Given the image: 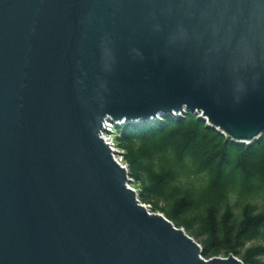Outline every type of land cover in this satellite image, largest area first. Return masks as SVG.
Here are the masks:
<instances>
[{
	"label": "water",
	"instance_id": "95a60500",
	"mask_svg": "<svg viewBox=\"0 0 264 264\" xmlns=\"http://www.w3.org/2000/svg\"><path fill=\"white\" fill-rule=\"evenodd\" d=\"M188 111L264 136V0H0V264H243L127 189L104 121Z\"/></svg>",
	"mask_w": 264,
	"mask_h": 264
},
{
	"label": "trees",
	"instance_id": "16d2710c",
	"mask_svg": "<svg viewBox=\"0 0 264 264\" xmlns=\"http://www.w3.org/2000/svg\"><path fill=\"white\" fill-rule=\"evenodd\" d=\"M116 143L141 201L199 241L206 259L264 264V136L234 144L188 114L123 127Z\"/></svg>",
	"mask_w": 264,
	"mask_h": 264
},
{
	"label": "rangeland",
	"instance_id": "374dc122",
	"mask_svg": "<svg viewBox=\"0 0 264 264\" xmlns=\"http://www.w3.org/2000/svg\"><path fill=\"white\" fill-rule=\"evenodd\" d=\"M111 136L113 137V135L111 134ZM113 139V138H112ZM116 143V142H115ZM120 151H121V153H123L122 152V150L120 149ZM123 154H121V156H122ZM123 157V156H122ZM133 185H135V187L139 190V192H140V188H139V186L138 185H136L134 182L132 183ZM159 213H161V212H159ZM197 241V240H196ZM198 243H200L199 241H197ZM259 242H262V241H258V242H252V243H249V244H247V247H249V246H252V245H259L260 243ZM222 257L224 256V255H221Z\"/></svg>",
	"mask_w": 264,
	"mask_h": 264
}]
</instances>
